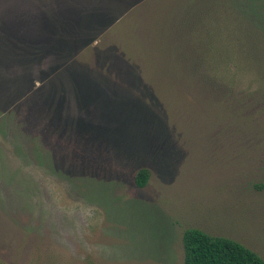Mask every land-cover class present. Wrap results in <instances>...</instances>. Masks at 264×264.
<instances>
[{"label": "rangeland", "instance_id": "rangeland-1", "mask_svg": "<svg viewBox=\"0 0 264 264\" xmlns=\"http://www.w3.org/2000/svg\"><path fill=\"white\" fill-rule=\"evenodd\" d=\"M261 14L0 0V264H184L188 228L264 258Z\"/></svg>", "mask_w": 264, "mask_h": 264}, {"label": "trees", "instance_id": "trees-1", "mask_svg": "<svg viewBox=\"0 0 264 264\" xmlns=\"http://www.w3.org/2000/svg\"><path fill=\"white\" fill-rule=\"evenodd\" d=\"M260 20L264 25V15L261 14ZM150 176V168L137 169L134 173L137 187H145ZM183 247L184 264H264V258L242 242L225 236L211 235L199 228L185 230Z\"/></svg>", "mask_w": 264, "mask_h": 264}]
</instances>
